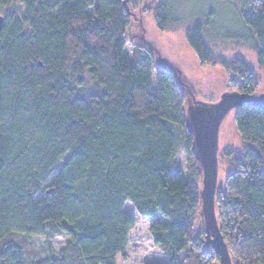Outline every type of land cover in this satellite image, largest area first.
<instances>
[{"label": "trees", "instance_id": "trees-1", "mask_svg": "<svg viewBox=\"0 0 264 264\" xmlns=\"http://www.w3.org/2000/svg\"><path fill=\"white\" fill-rule=\"evenodd\" d=\"M138 1L0 0V264H115L135 222L126 201L156 218L149 234L162 258L143 264L218 259L196 227L201 170L181 87L126 36ZM173 1L153 9L160 31L184 23ZM247 1L238 8L246 32L222 35L249 42L264 72V0ZM192 18L185 40L200 64L255 94L243 59L209 46L214 12ZM233 120L241 148L221 155L217 224L232 264H264V110L243 104ZM29 235H61L65 245L30 247Z\"/></svg>", "mask_w": 264, "mask_h": 264}, {"label": "rangeland", "instance_id": "rangeland-1", "mask_svg": "<svg viewBox=\"0 0 264 264\" xmlns=\"http://www.w3.org/2000/svg\"><path fill=\"white\" fill-rule=\"evenodd\" d=\"M96 4L97 0H93ZM158 0H139L135 7H130V25L126 32L130 43L145 47L151 54L153 64L170 71L177 79L184 96V111L195 103L212 104L225 91H234L232 75L219 65H202L193 50L185 40V28L193 18L212 10L214 23L212 29L206 30V40L215 55L229 61L241 57L249 66L257 80L255 94L264 93V72L258 66L256 54L249 42L231 38V35L246 32L238 15V8H250L247 0L227 2L226 0H174V13L184 19V23L166 31H160L153 18V9ZM124 53L130 55L128 46ZM234 77V76H233ZM236 78V77H235ZM234 109L223 119L218 132V174L217 185L223 184L227 169V158L221 156L225 150H240L241 138L236 131L233 120ZM176 163L184 172V159L181 154L176 157ZM124 210L134 217V226L129 232V243L122 255H118L115 264H143L146 261L160 260L161 253L154 247L150 234V224L156 218L143 217L136 213L132 203L126 201ZM158 219H161L159 217ZM198 229L204 228L199 219ZM27 246L47 250L48 241L58 253L65 245L61 235L47 237L42 235L24 236ZM184 251L181 252V255ZM211 264H219L218 259Z\"/></svg>", "mask_w": 264, "mask_h": 264}, {"label": "water", "instance_id": "water-1", "mask_svg": "<svg viewBox=\"0 0 264 264\" xmlns=\"http://www.w3.org/2000/svg\"><path fill=\"white\" fill-rule=\"evenodd\" d=\"M2 16H0V28ZM243 104L264 110V93L225 91L212 104L195 102L186 114L193 137V149L201 170L200 213L204 221L205 241L216 253L219 264H232L227 245L215 214L218 174V132L225 116Z\"/></svg>", "mask_w": 264, "mask_h": 264}]
</instances>
